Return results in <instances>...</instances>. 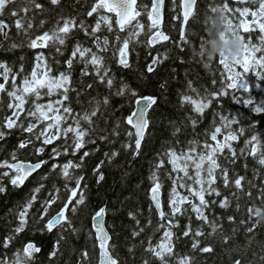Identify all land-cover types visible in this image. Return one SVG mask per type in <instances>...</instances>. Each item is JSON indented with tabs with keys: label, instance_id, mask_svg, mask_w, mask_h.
<instances>
[{
	"label": "snow or ice",
	"instance_id": "6c2138e0",
	"mask_svg": "<svg viewBox=\"0 0 264 264\" xmlns=\"http://www.w3.org/2000/svg\"><path fill=\"white\" fill-rule=\"evenodd\" d=\"M17 2L18 0H0V49L9 41V31L14 26L16 34L23 36L24 39L20 43L13 41L8 44V50L27 47L40 51L35 53L31 72L23 75L22 79L18 77L24 73L23 64L18 72H14L6 62H0V79L3 81L0 82V110H3L5 104L4 95L8 98L6 104L8 112L0 118V141H4L15 130L21 133L15 148L9 152L8 157L0 160V194H5L8 190L4 183L5 179L13 188H20L34 173L49 165V161H56L57 158H61V162L51 163L49 174L55 172L58 178L63 180V185L61 187L53 184L48 190V195L41 199L39 194L45 189L44 181L49 179V175H39L37 186L31 190L29 198L15 212L18 223L12 229V234L0 239V247L7 250L16 237L28 229L30 221L35 220L40 225L38 231L44 234H56L55 242H50L47 254L49 264H52L60 253L61 242L66 239L63 233L70 230L73 235H78L81 231L75 227L71 217L76 216L81 206L86 205L88 200V184L85 182L86 177L83 172L85 160L100 151L99 147L85 150L86 146L96 145L98 140L114 145L119 140L120 148L130 153L133 159L138 158L142 153L151 125L150 111L158 103L156 96L138 95L137 91L123 80L119 87H116L115 74L112 73L111 66L105 64L104 54L111 47L113 59L116 60L117 65L123 69H131L130 55L135 51V45L143 44L152 49L161 42L169 41L170 37L160 30L165 0H151L150 9L147 5L138 4V0H92L86 13L81 15L93 18L95 21L93 24L78 16L61 14L53 26L44 31L41 29H44L48 21L40 19L37 24L36 18L46 11L45 4L40 3L39 0H19V7L9 11V7ZM79 2L80 0H76L77 4ZM200 2L201 0H180L182 20H180L179 41L174 43L181 50L183 45L190 43L186 26L190 20L196 18L195 9ZM234 2L237 5L235 7L231 6L228 0H224L220 6L229 16V27L240 34L243 48L241 57L231 64L223 58L217 59L223 69L221 88L218 92H206L201 95L199 90L193 87L192 82L188 81V92L194 93L197 98L184 94L180 97L182 106L185 103L190 104L192 111L199 115L205 113L214 99L228 95L229 90L233 91L234 101H242L254 114L264 112V107L254 104L250 98H242L234 94L238 88L244 93L249 91L248 84L244 82L245 73L255 70V76L258 79H264V0H234ZM47 3L51 8H56L61 5L62 0H47ZM85 6H87V0H85ZM215 6L216 4L209 2L207 11L214 10ZM174 9L175 0H173ZM6 14L9 17L7 20ZM143 14H146L150 22L147 30L140 19ZM178 19V16H173V20ZM257 29L260 33L259 43H253L250 38L246 39L245 34L250 37L251 33ZM105 30L115 34L114 42L111 44L109 36L99 35ZM34 32L37 34L33 35ZM73 32H83L85 37L91 39L92 47L85 46L76 40L71 46L70 54L63 61V70L57 69L54 72L43 50L54 48L56 55L64 56L68 51V41L72 38ZM142 35L146 37L145 40L140 39ZM202 46L203 37L200 36L198 47ZM257 53L261 55L257 56ZM168 58L167 53L159 52L151 56L146 68L147 73H153L156 67ZM53 60L57 65L61 64V61L55 57ZM76 64L82 66L79 74L81 87L73 85V69ZM209 66L210 63L204 62L205 68ZM89 76L95 77L96 83L103 85L109 95L103 96L102 99L91 97L88 101L89 108L76 112L71 107L70 93L75 92L76 102L81 103L80 97L93 88L92 83H84V78ZM213 83L215 84L216 81ZM163 87L162 84L161 88ZM113 96L134 97L136 107L130 111V114L118 117L114 121L110 119L114 113H109V118L104 120L105 126L101 128L98 121L104 116ZM44 97L48 98L47 102H42ZM217 115L220 120L219 126H216L214 119V131L206 134L215 143L206 140L201 146L199 141L191 140L188 141L186 149L177 151L175 147H168L157 153L148 175L151 185L149 188L151 203L146 223H142L137 212L129 211L127 214L129 219L135 222V227L130 233L132 240L138 239L146 229L152 228L153 212L158 218L153 234L149 235L146 241H140L144 253L141 264H196L194 256L176 252V242L181 237L190 239L192 252L198 251L211 256L215 253V247L211 243H204V238H214L217 234L225 246L229 264H246L244 258L234 256L233 253H239L251 247L254 234L259 227L254 218V209L255 213L264 212V186L258 188V195L254 198L251 189L257 188L253 180L260 178V171L253 169V180L235 173H233L235 176L233 179L230 170L218 162V157L227 149L231 157L225 156V159L229 160V163L234 165L241 156H251L260 168H264V151H261L259 137L254 134L250 140L245 141V147L240 149L238 156L230 142L236 141L245 129L240 128L238 132H235L232 130V125L239 123L235 118L219 113ZM188 120L195 129L198 121L193 116H189ZM109 124H111L110 131ZM122 127L123 131H121ZM223 129L227 130V134L224 135L223 141H218L217 136ZM180 131L181 129L176 127L172 135L176 136ZM122 135L124 140H120ZM57 141L62 143L52 147L47 159L41 158L45 154L46 146ZM29 148L32 150L31 154L37 157L35 162L19 158V151ZM81 152L82 155H79L78 160L75 159ZM103 155L108 163H112L120 155V149L110 148ZM68 156H72L73 159H63ZM104 162V160L99 161L92 169L97 184L105 179L101 171ZM244 167L247 169L246 163ZM77 170H80L79 175L76 174ZM162 170L167 180L171 182L166 207L161 198V190L164 187L160 175ZM218 180H222L224 188L235 189L232 196L236 200V213H240L242 208L239 202L240 193L252 201L246 207L247 219L242 217L237 221L235 215L226 217L229 224L238 225L232 227L231 234L224 232L223 224L217 222L224 217L210 218L207 214V210L215 205L225 210L232 206L229 197L221 198L222 192L217 185ZM245 181L248 185L247 191L244 189ZM206 197H215V199L209 200ZM256 200L260 202L259 205L255 203ZM58 203L61 207L52 214L51 209ZM37 204L39 207H36ZM33 208L36 209L35 212L31 211ZM108 211L107 206H101L91 215L90 236L94 233V247L98 246L99 250L98 264H121L120 258L114 252L116 245L111 243L113 237L106 221ZM193 214L200 222V226L195 229L192 227ZM185 216L188 218V223L183 226L178 236L176 229L181 227L180 218ZM205 226L209 229L208 231H205ZM241 231L245 234L246 243L243 247L233 246L234 239ZM156 233L161 235L153 242V236ZM136 249L137 245L132 243L127 247V252L134 257ZM41 251L42 247L38 243L29 240L24 242L22 247L17 248L11 257L7 255L0 257V264H35L36 256ZM253 255L256 256L257 253L253 252ZM259 261L260 264H264V254L259 255ZM76 264H90V255L87 250L79 252ZM125 264H127L126 260Z\"/></svg>",
	"mask_w": 264,
	"mask_h": 264
},
{
	"label": "trees",
	"instance_id": "16d2710c",
	"mask_svg": "<svg viewBox=\"0 0 264 264\" xmlns=\"http://www.w3.org/2000/svg\"><path fill=\"white\" fill-rule=\"evenodd\" d=\"M39 2L45 4L46 11L42 15L37 16L36 23L38 24L40 19L48 21L45 24L44 29H41V31L50 29L61 14L64 16H78L79 18L86 19L90 24L95 22L93 18H87L86 16L81 15V13H86L92 0H87V6H85V0H80L79 4L76 3V0H62L61 5L56 8H51L48 5L47 0H39ZM209 2L221 4L224 0H201L195 10L196 18L202 16V14L207 11V4ZM228 2L233 7L237 6L234 0H228ZM138 4L141 6L147 5L149 9L151 8V0H138ZM18 7L19 0L16 4L9 7V11ZM140 10L143 12V8ZM173 16H178L179 19L173 20ZM5 19H9L7 14L5 15ZM140 19L141 22L146 25L147 30L149 22L146 14H143ZM195 19L190 20V23L186 27L190 43L188 45H183V50H181V48L177 47L176 43H174L179 41V27L181 20L179 0H175L174 10L173 0H165V20L164 25L160 30L162 29V31L170 37L169 41L160 43L152 49L145 47L143 44L135 45V51L130 55L131 69H123L117 65L116 60L113 59V49L111 47L109 48V51L104 54L105 64L110 65L112 73L115 74L116 87H119L121 80H123L129 84L132 89H135L138 95L156 96L158 98V103L150 111L149 118L151 120V128L148 130L147 139L143 144L142 153L138 158L133 159L130 153L125 152L120 148L119 140L114 145H108L98 140L96 145L89 144L86 146L85 150L99 147L100 151L96 152L94 156L91 155L87 157L85 160L83 172L86 177L85 182L88 184V200L86 205L81 206L79 213L76 216L71 217L75 227L81 229V231L78 235H73L70 230L63 233L66 239L61 242L60 253L52 261V264H76V261L79 259V252L84 250L89 252L90 264H98L99 251L97 246L94 247V233L90 236V230L91 215L101 206H107L109 210L108 215L106 216V221L108 230L113 237L111 243L116 245L114 249L115 255L120 258L121 264H125V260L127 261V264H141V257L144 253L143 248L140 246V241H146L147 237L153 234V228H155L158 218L155 212H153L152 228L146 229L144 234L138 239L132 240L130 233L135 227V222L130 220L127 214L129 211L137 212L138 218L141 219L142 223H146V218L149 215V205L151 203L149 199V188L151 185L148 180V175L151 171L152 164L155 162L157 153L168 147H175L177 151H180L182 148L186 149L188 141L191 140L199 141L201 146L206 140L210 143H215L212 142L210 136L206 134L214 131V119L216 121V126H219L220 120L217 115L218 113L228 116L229 118H235L238 122L240 120V124L237 123L232 125L233 131L238 132L240 128L245 129L244 133L239 135L236 141L230 142L238 156L240 149L245 147V141L250 140L254 134L259 137L263 147H261V151H264V112L254 114L249 107H245L242 101H234L232 98V90H229L228 95L214 99L213 103L205 110L203 115L194 113L190 104L185 103L183 106L181 105L180 97L182 94L192 95L193 98H197L194 93L188 92V81L192 82L193 87L197 88L201 95H204L206 92H218L221 88L220 81L223 69L219 65L218 60L210 64L208 68H205L204 63L197 58H193L191 54L193 50L198 48L199 37L203 35L202 29L200 25L195 23ZM249 19L251 18L249 17ZM190 30L194 33L193 35H189ZM35 34L37 33L34 32L33 35ZM99 35L101 37L109 36L110 44L114 42V33L110 34L105 30L99 33ZM259 35L260 33L258 29L252 32L250 37L248 34H245L246 39L250 38L253 43H259ZM9 36V41H7L4 47L0 49V62H6L13 68L14 72H18L21 64H23L24 73L18 77V79H22L23 75L31 72L35 53L40 50H31L27 47L8 50V44L13 41L20 43L24 39L23 36H18L16 34L14 26L10 29ZM140 39L145 40L146 37L142 35ZM76 40H79L85 44V46L92 47L91 39L85 37L83 32H73L72 38L68 41V51L64 56L56 55L54 48L43 50L48 57L49 63L52 64L54 72L57 71V69L61 71L63 70V61L67 58V55L70 54L71 46ZM158 52L161 54L167 53L169 58L162 64L158 65L153 73H147L146 68L147 64L150 63V57L156 55ZM259 55H261V53H257V56ZM21 57L24 59L21 60ZM53 57L61 61V66L54 62ZM81 67L80 64H76L73 69V85L76 87H81L79 83ZM244 78V82L249 86V91L244 93L242 89L238 88L234 94L241 96L242 98H250L254 104L264 107V79H258L255 76V70H253V72L249 71L248 73H245ZM213 81H216V83L214 84ZM0 82H3L2 79H0ZM84 83H92L93 88L80 97L81 103L76 102L75 92L70 93L71 107L76 112H82L89 108L88 101L91 97H101L100 99H102L103 96L109 95L108 90L103 85L96 83L95 77L93 76L85 77ZM162 84L164 85L163 88H161ZM6 87H10V85H6ZM3 99L5 104L3 110H0V118H3L8 112L6 108L8 98L4 95ZM47 99V97H44L42 102H47ZM30 106L31 105L29 104V107ZM135 107L134 97L113 96L111 98L110 106L107 111L104 112L103 118L98 121L99 126L101 128L105 126L104 120L105 118H109V113H114L110 117V119L114 121L118 117L130 114V111ZM189 116H193L198 121L195 129H193L190 120H188ZM176 127H179L181 131L177 133L176 136H173L172 133ZM108 128L110 131L111 124L108 125ZM121 131H123V127ZM226 134L227 130L223 129L221 134H218L217 140L223 141L224 135ZM20 138V131L15 130L11 135L7 136L4 141H0V160L8 157L9 152L15 148ZM120 140H124L123 135L120 137ZM59 143H62V141H57L52 145L46 146L45 154L41 158L47 159L48 153L51 152L52 147H55L56 144ZM37 146H39V144H37ZM110 148L120 149V155L112 163H108L103 155V153L109 151ZM31 151V148L19 151V158L35 162L37 157L33 156ZM79 155H82V152L79 153L75 159L78 160ZM225 156H228L229 158L231 157V154L228 153L227 149H225L224 153L218 157V162L223 167H227L230 170V175L233 179L235 178L233 173H235L246 176L248 180H253V169L256 168L260 171V178L253 180V183L257 185V188L251 189L253 197L255 198V196L258 195V188L264 186L262 185V182H264V168H260L251 156H241L234 165L229 163V160L225 159ZM63 159H73V157L68 156ZM101 160L105 161L101 168L105 179L100 184H97L95 177L92 174V169ZM53 162H61V158H57L56 161H49V165L40 169L37 174L29 178L20 188H13L8 184L7 179L4 180L8 190L5 194H0V239L12 234V229L18 223L15 217V212L18 207L29 198L31 190L37 186L39 175H49V179L44 181L46 185L45 189L39 194L41 199L48 195V190L53 184L62 187L63 180L59 179L55 172L49 174V168ZM245 163L247 164V169L244 167ZM168 167L170 169V166ZM76 174L79 175L80 170H77ZM160 175L164 184V187L161 190V198L166 207L171 182L167 180L163 170ZM217 185L222 192L221 198H223V196L229 197L232 201V206L230 209L225 210L220 209L218 205H215L207 210V214L210 218L213 216L224 217L223 220H217V222L223 224L224 232L231 234L232 227L238 225L229 224L226 217L228 215H235L237 221L242 217L247 219L246 207L248 204L252 203V201L248 200L243 193H240L241 199L239 202L242 205V208L240 213H236V200L232 196V192L235 191V189L233 187L227 189L224 188L222 180H218ZM244 189L245 191L248 190L246 181L244 182ZM206 198L209 200L215 199V197ZM196 202L198 203V201ZM255 203L259 205L260 202L256 200ZM36 207H39V204H37ZM59 207H61V205L58 203L51 209V213L54 214ZM35 210L36 209L33 208L31 211L35 212ZM179 222L181 227L176 229V234L178 236L181 234L183 226L188 223L187 216L181 217ZM198 226H200V222L195 219V215L193 214L192 227L195 229ZM39 227L40 225H38L35 220H31L28 229L16 237L7 250L0 247V257H3L4 255L11 257V254L15 252L17 248L22 247L24 242L33 240L42 247L41 253L36 256L35 264H49L47 255L49 245L50 242H55L56 234H44L42 232L40 234V231L37 230ZM208 230L209 229L205 226V231ZM160 235V233H156L153 236V242L158 240ZM132 243L137 245L134 257L130 256L127 252V247ZM204 243H211L215 247V253L213 255L207 256L198 251L192 252L191 240L183 237L176 242V252L181 255L186 253L194 256L196 258V264H229L228 255L225 252V246L220 241L219 234L214 238H204ZM245 243L246 237L244 232L241 231L236 239H234L233 246L239 245L243 247ZM262 248H264V227L259 226L254 234L251 247L244 249L239 253H233V255L244 258L246 264H248V262H250V264H260L259 255L264 254ZM253 252L257 253V255L254 256Z\"/></svg>",
	"mask_w": 264,
	"mask_h": 264
},
{
	"label": "clouds",
	"instance_id": "9594fccd",
	"mask_svg": "<svg viewBox=\"0 0 264 264\" xmlns=\"http://www.w3.org/2000/svg\"><path fill=\"white\" fill-rule=\"evenodd\" d=\"M229 16L220 4L214 10L205 11L195 19L203 32V46L192 51L193 58L212 64L223 58L229 64L238 60L243 52L240 34L228 25ZM194 33L189 31V35ZM254 218L259 226L264 227V212L255 213Z\"/></svg>",
	"mask_w": 264,
	"mask_h": 264
},
{
	"label": "bare ground",
	"instance_id": "6f19581e",
	"mask_svg": "<svg viewBox=\"0 0 264 264\" xmlns=\"http://www.w3.org/2000/svg\"><path fill=\"white\" fill-rule=\"evenodd\" d=\"M162 30V29H161ZM89 39V38H88ZM85 41V40H84ZM20 50V49H19ZM8 53V52H7ZM175 55V54H174ZM51 57V56H50ZM144 60V59H143ZM177 60V59H176ZM55 65V64H54ZM61 66V65H60ZM74 74V73H73ZM166 74V73H165ZM150 75V74H149ZM211 77V76H210ZM253 78V77H252ZM245 79V78H244ZM154 80V79H153ZM131 81V80H130ZM147 82H149V81H147ZM254 82V81H253ZM80 86V85H79ZM137 86V85H136ZM147 86V85H146ZM257 88V87H256ZM106 91V90H105ZM259 91V90H258ZM154 92V91H153ZM109 94V93H108ZM101 95V94H100ZM161 96V95H160ZM101 98V97H100ZM90 100V99H89ZM86 101V100H85ZM120 103V102H119ZM124 105V104H123ZM128 105V104H127ZM120 110V109H119ZM177 111V110H176ZM121 113V112H120ZM103 118V117H102ZM177 121V120H176ZM239 122H240V120H239ZM186 124V123H185ZM240 124V123H239ZM244 124V123H243ZM162 125V124H161ZM154 126V125H153ZM238 126V125H237ZM158 127V126H157ZM151 128V127H150ZM145 143V142H144ZM263 148V147H262ZM159 149V148H158ZM160 150V149H159ZM156 154V153H155ZM94 156V155H93ZM149 158V157H148ZM151 164V163H150ZM263 178V177H262ZM34 226V225H33ZM257 231V230H256ZM40 234H41V232H40ZM39 234V235H40ZM118 250V249H117ZM65 257V256H64ZM63 257V258H64ZM57 260V259H56ZM56 264V263H55Z\"/></svg>",
	"mask_w": 264,
	"mask_h": 264
},
{
	"label": "water",
	"instance_id": "95a60500",
	"mask_svg": "<svg viewBox=\"0 0 264 264\" xmlns=\"http://www.w3.org/2000/svg\"><path fill=\"white\" fill-rule=\"evenodd\" d=\"M165 5H164V7H163V9H162V23H161V27L163 26V24H164V14H165ZM196 10V9H195ZM180 11L182 12V10L180 9ZM181 18H182V15H181ZM150 23V22H149ZM187 27V26H186ZM38 172H39V170H38ZM37 172V173H38ZM37 173H34L33 174V176L35 175V174H37ZM31 178V177H30ZM26 183V182H25ZM98 247V246H97Z\"/></svg>",
	"mask_w": 264,
	"mask_h": 264
}]
</instances>
